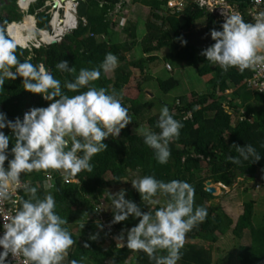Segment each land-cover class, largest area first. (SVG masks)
Listing matches in <instances>:
<instances>
[{"label":"trees","instance_id":"1","mask_svg":"<svg viewBox=\"0 0 264 264\" xmlns=\"http://www.w3.org/2000/svg\"><path fill=\"white\" fill-rule=\"evenodd\" d=\"M46 1L37 0L31 4L28 11L23 12L19 7V0H0V26L5 28L11 22H22L28 14L36 17L39 29H50L48 13L50 6H46ZM229 1L238 4L239 10L246 15L245 10L250 5V0ZM118 2L119 0H79L78 27L66 34L60 43L31 49L18 47L20 60L30 59L34 64L43 63L57 79L63 82L65 79L73 80L81 68L99 67L106 54H114L118 57L119 65L113 72V76H105L102 73L101 78L95 82V86L104 87L109 92L115 91L124 107L128 109L132 120L135 121L151 111L153 104L151 101L142 102L139 98L133 100L123 95L124 87L130 82L131 68L145 75V82L149 81L146 70L160 59L156 53L169 45H178L182 40L187 43L183 42L177 57L185 62L200 61L202 66L199 67V75L211 76L208 81L209 91L194 92L193 100L183 98L180 104L167 106L174 118L183 124V128L179 139L173 140L169 145L171 156L166 164H160L157 161L154 150L144 143L143 134H135L133 127L129 124L121 131L120 137H109L104 141L107 150L92 158L91 173L83 171L75 176L79 180L78 183H66L61 172L56 170L34 171L22 175L21 179L37 187L38 195L43 198L46 195L45 174L47 172L54 174L56 183L51 191L56 201V211L61 217L68 219L67 227L76 241L69 256L75 258L77 264H107V262L110 264H154L144 252H133L126 246L121 248L117 243L113 241L111 243L110 234L107 231H100L104 226L96 217L95 209L100 191L107 190L115 193L126 186L128 187L126 199L134 201L144 211H148L146 202H142L140 194L132 187L131 182L127 185L123 183L125 179H129L130 172L138 173L134 179L148 175L165 182L173 179L186 181L194 187V206H203L207 209L208 215L202 223L187 233L185 241H200L209 244L212 248L220 242L221 238H226L230 234L239 241L246 233L250 236L249 246L238 247L235 253H231L225 259H219L218 263L214 262L211 252L208 254L204 248L199 249L194 244L184 245L178 264H230L234 257L238 259V264H264V218L263 224L255 227L256 202L250 201L244 204L243 214L235 223L222 206L212 204L217 198L206 192V184L210 181L215 185L221 184L226 188H233L238 178H245L246 181L264 170V94L249 91L244 85L245 80L252 76L251 69L240 72L236 68H230L225 72L218 64L207 61L201 53L215 43L210 32L212 29L222 31V24L216 21L215 16L205 7L195 4L188 6L182 14L183 17L178 18L171 15L172 10L166 7V0H135L143 6L150 7L151 18L161 19L163 23L159 25L150 20L146 22L149 31L140 45L143 55H149V57L128 63L127 54L133 51L138 41L134 27L136 22L127 20L128 22L121 27V13H114ZM156 10L168 11V16L165 18L155 14ZM32 19L35 24L34 18ZM200 19H205L207 26L204 30L208 38L205 39L208 44L206 47H200L196 42L192 43L194 25ZM245 21L249 22L247 19ZM17 26L10 28L9 33L13 39L15 37L14 33L11 34V30L16 29ZM118 30L128 36L131 30L129 44L132 47L127 41H115ZM15 40L18 45L24 47L21 41ZM60 61H67L70 68H76V72H58L56 64ZM147 64L150 65L146 67ZM166 69L171 71L167 67ZM159 86L163 92H168L177 88L179 81L171 78L160 83ZM232 87L235 90L230 96L232 98H228L226 93L231 91ZM48 104L49 102L42 96L25 91L22 78L6 81L4 90H0V112L5 113L12 121L17 117L23 120L24 114L30 109L47 107ZM187 113L192 114V119H185ZM159 116L160 114L151 115L147 119L150 130L159 132L156 127ZM241 118L244 119L241 120ZM2 131L12 136L10 129L6 128ZM233 144L239 146L251 144L261 156V160L255 162L250 158L248 161L242 160L239 165L231 163L228 157L237 155L232 148ZM13 146L14 139L10 142L9 159H12ZM7 166L6 162L5 167ZM205 167H208V172L201 177ZM249 189L245 191L246 194L251 191V188ZM22 197L27 198V194L23 193ZM106 200L111 202L108 194ZM149 210L154 212L155 208ZM108 218L111 230L125 236L127 230L139 222L136 218L129 217L125 222L113 224V215ZM75 229L80 230V235L73 233ZM92 236L97 238L93 240ZM85 244L89 247L85 248ZM132 255H136L135 259H130ZM72 258L67 257L64 264H70ZM236 263L237 260L234 259L233 264Z\"/></svg>","mask_w":264,"mask_h":264},{"label":"clouds","instance_id":"2","mask_svg":"<svg viewBox=\"0 0 264 264\" xmlns=\"http://www.w3.org/2000/svg\"><path fill=\"white\" fill-rule=\"evenodd\" d=\"M30 1L28 9L24 10L19 0L23 12L35 2ZM68 1L71 0L63 2ZM29 16L35 20L38 40L22 47L11 37L9 30L23 24ZM225 16L224 23L218 19L222 31L212 29L210 32L215 43L201 54L225 72L230 68L244 72L264 66V13H260L254 23L245 22L239 14ZM75 18L79 24L78 15ZM43 32L52 35L51 29H39L36 17L28 14L22 22H11L5 28L0 26V90H4L6 81L22 78L25 91L40 95L49 102L47 107L30 109L23 120L19 117L9 120L5 113L0 112V202L15 204L13 193L21 186L27 194V198L20 199L19 207L10 218L3 217L0 264H6L10 254L13 258L22 256L23 264H64L76 241L67 227L68 219L57 213L56 201L48 194L53 188L46 189L45 179L46 195L41 198L37 187L22 184L21 177L34 171L48 170L74 177L83 171L91 173L92 158L107 150L104 141L109 137H120L121 131L133 122L115 91L95 86L102 73L107 76L118 67V57L114 54H106L99 67L81 68L73 80L65 79L63 82L43 63L34 64L30 59L21 61L18 47L31 49L46 45L41 44ZM66 34L61 35V40H58L60 36L54 39L56 43H60ZM56 69L60 73L76 72V68H70L67 61L58 62ZM156 127L159 132L140 127L136 131L143 134L144 143L154 150L157 161L166 164L171 156L169 145L179 139L183 124L164 106ZM6 128L11 130V137L2 131ZM13 139L12 159H9V146ZM232 148L237 153L235 157H228L233 164L239 165L242 160L250 158L255 162L261 160L251 144H233ZM131 185L140 194L142 202H146L148 211L126 199V190L115 193L106 190L112 205L113 224L125 222L129 217L139 221L127 230L126 240L123 234L116 237L118 247L144 252L154 264H178L187 233L208 215L203 206H194V187L186 181L173 179L165 182L148 175L133 179ZM161 197L164 198L163 204ZM150 208H155V211ZM95 211L102 210L97 207ZM96 217L99 221L102 218L97 214ZM96 238L91 237L93 240ZM70 264H77V261L72 260Z\"/></svg>","mask_w":264,"mask_h":264},{"label":"rangeland","instance_id":"3","mask_svg":"<svg viewBox=\"0 0 264 264\" xmlns=\"http://www.w3.org/2000/svg\"><path fill=\"white\" fill-rule=\"evenodd\" d=\"M195 1H198V0H195ZM216 1L218 2V4H216V7H218V9L215 8V6L213 7L214 5L213 0H211V3H212L211 6L207 5L210 8V10L213 11V14L215 15H217L215 13L216 11H218L221 7H225L224 3H220L219 0H216ZM179 2L178 1L173 2L172 5L177 6ZM49 6L52 7L53 4L49 3ZM22 7H23V3H22ZM180 8H181L180 10H176V11L183 10L182 7ZM150 12H151L150 9L147 10V6L144 7L142 4L137 2V3H133L130 7V10H129L130 16L126 14L125 12H123L124 14H126L127 17L120 18L121 27L124 26V24H126L127 20L132 19L133 21L135 20L137 21L134 27H135V32H136L138 41L133 51L132 52L130 51L129 54H127L128 63L134 60H141V59L145 60V57H149V55H145V56L143 55L142 47L140 45V42L145 40V37L147 36L148 31H149L147 28L146 22L150 20V22H155L156 24H159V25L163 23V20L161 19L157 20V18H153V17L151 18ZM167 12L164 11V12L156 13L155 11V14H158L160 16L165 14L166 16H168ZM171 15H172V12H171ZM176 15L179 16L180 13L177 12ZM56 17H58V15ZM61 19H64V18L62 17ZM215 19L216 21H218L219 18L215 16ZM53 22H54L53 15L50 14L49 25L51 27L50 29L52 30V35H55V31L53 30H55L56 27L55 25L54 26L52 25ZM204 28H205L204 20L197 21L196 25H194L195 31L193 32V35L191 36L192 43L196 42L197 45L200 47H206L208 45L207 41H205L206 34L204 32ZM71 31L72 30H70L69 32ZM116 32L117 34L115 37V41H120V42L127 41L128 44L130 43L129 37L131 35V30L129 31V36L125 35L123 32H120V30ZM37 36L39 35L37 34ZM57 37L59 36H55L54 39H56ZM35 44L38 45L37 42ZM41 44L49 45L47 42H41ZM23 45L27 47L25 44ZM130 45L131 44H129V46ZM130 47H132V45ZM180 48H181L180 45L172 44V45H169L163 48L161 51L156 53L157 56L160 57V59L156 62V64L152 65L151 67L149 66L148 69L146 70L147 78H149V81L146 80L145 82V79H144L145 75H142L139 70L131 68L132 74H131L130 82L126 87H124L122 91L123 95L133 100L139 98V100L142 102L151 101L153 104V108L151 111L147 112L144 116H140L139 118L136 117L137 120L135 121L132 120L133 122L130 123V125L134 129L135 134L142 135V133L140 132L137 133L136 131L137 129H139V127L144 128V129H149V126L146 122L147 119L151 115L153 116V115L160 114L162 107L168 106V105L180 104L183 98L193 100L194 97L192 96V94L194 92H198V93L204 92L205 93L209 91L210 85L208 81L211 79V76L201 77L199 75L198 70H199V67L202 66L200 61L195 60L192 62H185V61H182L180 58H178L177 54L179 53L178 51ZM167 63L171 64L173 68L171 71H168L166 69ZM148 65L150 64H147L146 67ZM108 76L112 77L113 72L109 73ZM171 78L177 79L179 81V86L168 92H163L160 89V86H159L160 83H163L164 81H167ZM234 90H235L234 87H232L231 91H228L226 93V96H228V98H232L230 96L232 95V92ZM258 109H260L259 106H258ZM241 113L243 114V112ZM207 172H208V167H205L204 172L200 176L204 177L207 174ZM48 173L49 172H47L45 175H47ZM61 174L63 176L67 175L63 172H61ZM137 174L138 173L130 172L129 179H125L123 183H125L126 185L129 184L132 181V179H134L137 176ZM72 178H74V176H72ZM74 181L77 182L78 180L76 179ZM244 181H245V178H238L233 188H224V187L222 188L220 186L215 185L218 191H217V194L214 196L217 199L213 201L212 204L222 206L224 211L235 221V223H237V221L243 214L244 204L250 201H255L256 207H255L254 225L255 227H259L260 225L263 224V218H264V170L259 171V173L254 178L246 179V181L245 182ZM254 187H255V190H254ZM249 188H251V191H249V193L246 194L245 191L250 190ZM124 190H126V197H127L128 187L127 186L124 187ZM48 194L52 195L51 192H49ZM106 198H107V193L105 191H100L97 207L100 208L102 211L97 212V215L102 217L100 220V223H102L104 226L102 229H100V231L101 232L107 231L108 234H110L109 235L110 242L112 243L113 241L114 243H117L118 245L116 237L120 236L121 234L119 235L116 232L111 230L108 216L113 215V212L111 210L112 205H111V202L106 200ZM163 200L164 198L161 197L162 204H163ZM73 233L75 235H80V230L75 229ZM125 240H126V236H125ZM250 243H251L250 236L248 233H246L244 238L240 241L236 240L235 237L230 234L226 238H221L220 242L217 245H214L212 248H210L209 244L202 243L200 241H196V242L185 241L184 245L187 246L189 244H194V245H197L199 249L204 248V250L208 254L211 252L214 262L218 263L219 259L221 258L225 259L231 253H235L238 247L249 246ZM68 257L72 258L69 255ZM135 257L136 255H132L130 256V259H135ZM72 259L74 260L75 258H72ZM234 259L237 260L236 264H238V259L235 257ZM234 259L231 260L230 264H233ZM228 262H229V259H228ZM107 264H110V262L109 263L107 262Z\"/></svg>","mask_w":264,"mask_h":264},{"label":"built area","instance_id":"4","mask_svg":"<svg viewBox=\"0 0 264 264\" xmlns=\"http://www.w3.org/2000/svg\"><path fill=\"white\" fill-rule=\"evenodd\" d=\"M36 1V0H35ZM58 1H59V5H58ZM56 0V1H51V0H47L46 1V6H49L50 4H53V8L50 6V9L48 11L49 14L53 15V19L56 18V15H58V18H62L63 16L65 17L64 13H65V9H64V5L67 2H63L62 0ZM34 2V0L32 1ZM73 4V12L75 13V15H77V8H78V3H75L73 1H71ZM213 7L215 6V8L218 9V7H216V4H218V2L216 0H213ZM220 3H224L225 7H221L218 11H216L215 13L218 15V18L220 21H223V23L226 20V16L225 15H233L231 13V10L226 6L225 4V0H219ZM198 4L200 7L202 8H207V10L209 12H211L213 14V11L210 10V8L207 5L211 6V0H198ZM62 11H64V13L62 14ZM260 13H264V0H251V7L250 10L248 11V20L251 23H254L255 20L259 17ZM235 14H239L238 12H236ZM215 15V14H214ZM240 15V14H239ZM62 21V19H61ZM84 23H86V21L84 20ZM57 26L58 28H60L62 26V23H60L57 19ZM78 26V23H75V27H73L71 30H74L76 27ZM69 31H66L65 33H68ZM64 35V34H63ZM58 40H61V36L58 38ZM167 68L169 70H171V66L168 64ZM252 71V76L251 78H248L247 80H245L244 85H246L247 89L249 91H252L254 93H258V94H264V66H258L255 69H251ZM185 119H192V114L191 113H187L185 115ZM244 118H241V120H243ZM22 180V184L23 183H27L31 186V183L29 181H24ZM74 178H72V176H67L65 177V182L66 183H77L75 182ZM56 180L54 178V174L53 173H48L46 175V181H45V187L47 190H51L54 186H55ZM25 194L26 192L24 191L23 187L21 186L20 188H17L14 193H13V200L16 201V203H12L10 201H2L0 202V236L3 235V217H8L10 218L15 210L19 207V201L22 197V194ZM0 252H3V249L0 248ZM6 264H23V257L22 256H18L16 258H13L11 256V254L8 257V260L6 262Z\"/></svg>","mask_w":264,"mask_h":264},{"label":"bare ground","instance_id":"5","mask_svg":"<svg viewBox=\"0 0 264 264\" xmlns=\"http://www.w3.org/2000/svg\"><path fill=\"white\" fill-rule=\"evenodd\" d=\"M28 1H30V0H28ZM26 5H27L26 3H23V7H26ZM58 5H59V1H58ZM64 6H65L64 7L65 17L63 16L64 19H62V21H61V17L60 18L56 17L54 19L53 24H52L53 26L55 25V27H56L55 30H53V31H55V35H51L50 33L43 32L42 33V39H41L42 42L51 43L54 40L55 36H61V35L65 34L66 31H70L73 27H75L76 18H75V13L73 12L74 8H73L72 2L68 1ZM57 19L60 23H62V26L60 28H58V26H57ZM32 20L33 19H31V18H27L25 20V22H23V24H20L19 26H17L16 29L11 30V34L14 33L15 39L21 41L27 47L30 45V43L38 40V37H36L35 24ZM9 32H10V30H9Z\"/></svg>","mask_w":264,"mask_h":264},{"label":"crops","instance_id":"6","mask_svg":"<svg viewBox=\"0 0 264 264\" xmlns=\"http://www.w3.org/2000/svg\"><path fill=\"white\" fill-rule=\"evenodd\" d=\"M167 1V5H166V7H170V9L172 10V15H174V16H176V17H178V18H181V17H183L182 16V14H183V12L186 10V8L188 7V6H190V5H193V4H195V5H198L199 6V4H198V1H195V0H166ZM173 1L174 2H179L178 4H177V6H173L172 5V3H173ZM182 1V2H181ZM251 1V0H250ZM133 3H137V2H135V0H119V2H118V4H117V8H116V10H115V12L114 13H121L120 14V18L121 17H127L126 16V14H128L129 15V10H130V7H131V5L133 4ZM225 4H226V6L231 10V13L232 14H235L236 12H238L242 17H243V19H244V21L247 19L248 20V11L250 10V7H251V2H250V5L247 7V9L245 10L246 11V15H244V13L242 12V11H240L239 10V5L238 4H236V3H232V2H230L229 0H225ZM179 5H181V6H179ZM233 6V7H232ZM144 7H146V6H144ZM173 7H175V8H173ZM180 7H182L183 8V10L182 11H176V10H180L181 8ZM200 7V6H199ZM236 8V9H235ZM150 9V11H151V8L150 7H147V10H149ZM207 9V8H206ZM123 12H125L126 14H124ZM158 12H160V11H158V10H156V13H158ZM180 13V15L179 16H177L176 15V13ZM130 16V15H129ZM166 15L165 14H163L162 15V17H165ZM138 17V16H137ZM125 19V18H124ZM138 19V18H137ZM130 20H132V19H130ZM200 20H204V22H205V19H200ZM129 21V20H128ZM128 21H126V22H128ZM133 21V20H132ZM199 21V20H198ZM121 22V21H120ZM133 22H137L136 20L135 21H133ZM246 22V21H245ZM250 22V21H249ZM125 25V24H124ZM196 25V24H195ZM207 26H206V23H205V28H206ZM205 28H204V30H205ZM194 31H195V29H194ZM193 31V32H194ZM120 32H122L121 30H120ZM205 32V31H204ZM205 35V34H204ZM205 39H208L207 38V35H205ZM183 42L184 41H180L179 42V44L178 45H180L181 47L183 46ZM181 49V48H180ZM170 65V64H169ZM171 66V65H170ZM173 68H172V66H171V70H172ZM217 186H220V187H224L223 185H221V184H218ZM224 188H226V187H224Z\"/></svg>","mask_w":264,"mask_h":264},{"label":"water","instance_id":"7","mask_svg":"<svg viewBox=\"0 0 264 264\" xmlns=\"http://www.w3.org/2000/svg\"><path fill=\"white\" fill-rule=\"evenodd\" d=\"M62 1H67V0H62ZM71 1H74V2H76V1H78V0H71ZM30 2L31 1H28V0H21V8L22 9H24V10H27L28 9V7H29V5H30ZM22 3H26L27 5H26V7H22ZM28 18H30V16L28 17ZM57 41L56 40H53L51 43H56ZM217 188H216V186L214 185V183L212 182V181H210V182H208L207 184H206V192H208L209 194H211V195H216L217 194ZM122 235V234H121ZM124 235V234H123ZM124 237H125V235H124Z\"/></svg>","mask_w":264,"mask_h":264}]
</instances>
